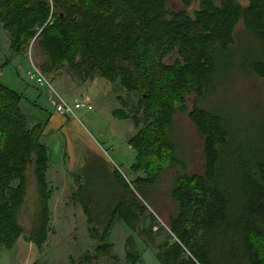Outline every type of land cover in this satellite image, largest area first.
<instances>
[{"label":"trees","instance_id":"trees-1","mask_svg":"<svg viewBox=\"0 0 264 264\" xmlns=\"http://www.w3.org/2000/svg\"><path fill=\"white\" fill-rule=\"evenodd\" d=\"M169 1L0 0L11 60L36 41L43 73L68 67L83 82L100 78L127 92V98L117 97L120 109L113 116L129 120L136 130L143 125L129 142L137 153L132 170L145 173L134 182L141 188L154 186L166 170L182 165L170 140L174 118L186 110V96H204L214 87L239 24L261 47L252 70L264 79V0H249L247 7L236 0H179L186 9L199 4L192 14L171 11ZM21 102L20 95L0 85V245L11 249L25 237L40 250L50 232L51 158L41 142L44 129L29 127ZM188 116L205 139L206 169L203 175L175 178L171 197L178 212L169 218V228L178 242L161 247L160 263L264 264V133L259 128V136L235 146L218 113L195 105ZM30 175L38 201L27 229L20 213ZM83 175L86 184L77 178L76 202L98 242L97 260L111 255L108 239L117 220L134 229L137 212L147 209L126 199L129 185L105 160H90ZM151 220L157 224L155 216ZM84 258L88 263L90 254ZM126 261L137 264L138 257L130 251Z\"/></svg>","mask_w":264,"mask_h":264},{"label":"rangeland","instance_id":"rangeland-1","mask_svg":"<svg viewBox=\"0 0 264 264\" xmlns=\"http://www.w3.org/2000/svg\"><path fill=\"white\" fill-rule=\"evenodd\" d=\"M236 2L243 7L249 5V0ZM198 7L197 2L190 9H186L179 0L168 2V8L174 12L187 10L192 14ZM234 41L230 54H224L223 60L219 62L214 87L204 96H186V110L178 112L174 118L170 140L175 147V157L182 165L166 170L151 187L141 188L134 184L137 178H145V173L132 170L136 164V153L127 145L142 130L143 125L136 130L130 121L120 122L110 114L111 101L114 102L115 110L120 109L117 97L127 98V92L117 84L104 86L102 83L95 85L92 80L83 82L68 67L52 73L44 72L56 93L76 96L79 99L77 101L93 107L90 113L85 111L79 115L87 137L92 141L81 138L77 133H71L73 139H84V144L90 147H93L92 142L97 147L99 145L100 155L129 185L126 199L139 202L147 210L143 214L137 212L139 219L134 229L118 219L108 239V243L113 246L111 255L94 259L98 242L91 237L87 217L81 204L76 202L75 195L79 187L77 176L82 179V185L86 184L85 176L81 173L86 162L80 150L76 167L68 169L70 165H66V168L62 161L58 167L50 168L47 180L51 193V219L47 242L40 250L25 237L20 238L11 249L0 245V264H84L86 254H90L91 259L85 264H128L126 255L130 251L138 257L137 264H161L158 257L161 247L166 242H178L169 228V218L178 212V206L171 197L175 178L181 174L203 175L206 169L205 139L188 116L193 107L196 105L204 111L218 113L224 119L235 146L243 144L248 137L254 139L259 136V128L264 133V79L252 70L253 62L261 54V47L243 24L236 28ZM10 47L9 36L0 23V85L18 95H24L21 109L30 128L35 124H44L47 116L50 117L47 111H54L51 101L54 102L56 97L47 86L39 87L24 78L31 60L41 69L44 60L42 53L37 50V42L32 41L20 57L11 60ZM85 95L88 98H83ZM134 101L138 102L137 99ZM30 179L31 185L20 213V223L27 229L32 225L38 201L32 175ZM152 215L158 220L155 225H152ZM98 231L103 233L104 228L99 227ZM128 241L129 247L126 246ZM185 258H191L190 254L186 253Z\"/></svg>","mask_w":264,"mask_h":264},{"label":"crops","instance_id":"crops-1","mask_svg":"<svg viewBox=\"0 0 264 264\" xmlns=\"http://www.w3.org/2000/svg\"><path fill=\"white\" fill-rule=\"evenodd\" d=\"M103 80L104 79L96 78L93 81L96 82V83L94 82L95 85H97V83H102V85H104V86L110 85L109 82H107L106 80H105V82H103ZM53 93H54L53 95H55V97H56V95H58L62 100H64L67 103H71L73 101L77 102V100H79L76 96L71 97V95H69V96L65 95V94L62 95V94H59L58 92L57 93L53 92ZM88 94L89 93H87V95ZM20 96L22 97V100H23L24 95H20ZM85 96H83V98H88V96H86V97ZM106 97H108V96H106ZM91 98H92V101H94V103L96 104L92 95H91ZM104 99L105 98L103 96L102 100H104ZM82 100H84V99H82ZM51 102H52L51 105H52L54 111L50 112V110L48 109L49 111H47V112L50 113V117H49V115L47 116V119L45 120L44 124H35L33 127H31V128H35L37 126H40L42 129H44L43 133H42V137H41V142L49 148L50 158H51L50 168L51 167H53V168L58 167V165L62 161L65 162L64 167L67 168V166L70 165V167H68V169L76 167V165L79 162V151L80 150H81L80 152L83 153V158H84V161L86 162V166H87L88 162L90 160H92L93 158H102L109 165V162H107V160L103 157V155L102 154L100 155V150H99L100 146L99 145L97 147L94 144V142H92L91 145L93 147H90V146H87V144H84V142H83L84 139L90 140V138L87 137L88 134L84 130V126L81 123L79 115H81L80 113H83L85 111L87 113H90V112L87 110H81V111L75 112V114L73 116H65V115L59 113L57 111V108L54 106L53 101H51ZM111 106H112V109L110 111V114L114 118L113 113L116 110H115L113 101H111ZM45 110H43V111H45ZM82 116L85 117V115H82ZM114 119L118 120L116 118H114ZM118 121H120V120H118ZM127 121H129V120L120 121V122H127ZM71 133H77L81 138L83 137L84 139H81V138L73 139V136L71 135ZM130 140L128 141L127 145L129 146V148L134 153H136V151L129 144ZM90 141H92V140H90ZM136 159H137V153H136ZM86 166H83L81 168V170L83 171V169ZM109 168L115 169L113 167H110V165H109ZM50 171H51V169H49V171L47 173V178L49 177ZM81 173H83V172H81ZM77 175H79V174H76V176ZM77 178H78V176H77ZM77 178H76V182H77ZM139 178H142V177H139Z\"/></svg>","mask_w":264,"mask_h":264},{"label":"built area","instance_id":"built-area-1","mask_svg":"<svg viewBox=\"0 0 264 264\" xmlns=\"http://www.w3.org/2000/svg\"><path fill=\"white\" fill-rule=\"evenodd\" d=\"M24 78L30 82L35 83L39 87L47 86L51 92H55L53 90L52 85L43 74L40 68H37L36 65L30 62L29 68L24 73ZM54 106L57 108V111L65 116H73L75 112L81 110L92 111L93 107L90 104H86L84 102H75L74 104H69L62 100L58 95H56V99L53 102Z\"/></svg>","mask_w":264,"mask_h":264}]
</instances>
